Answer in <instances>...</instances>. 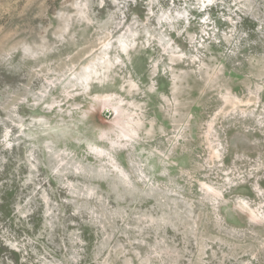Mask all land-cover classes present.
<instances>
[{
	"label": "rangeland",
	"instance_id": "rangeland-1",
	"mask_svg": "<svg viewBox=\"0 0 264 264\" xmlns=\"http://www.w3.org/2000/svg\"><path fill=\"white\" fill-rule=\"evenodd\" d=\"M264 264V0H0V264Z\"/></svg>",
	"mask_w": 264,
	"mask_h": 264
},
{
	"label": "trees",
	"instance_id": "trees-1",
	"mask_svg": "<svg viewBox=\"0 0 264 264\" xmlns=\"http://www.w3.org/2000/svg\"><path fill=\"white\" fill-rule=\"evenodd\" d=\"M9 260L12 262V264L15 263V260L13 258H9Z\"/></svg>",
	"mask_w": 264,
	"mask_h": 264
}]
</instances>
